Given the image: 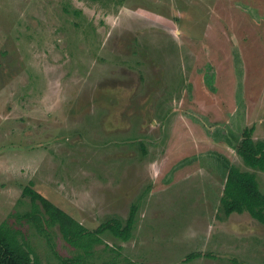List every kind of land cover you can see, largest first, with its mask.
<instances>
[{"label":"rangeland","instance_id":"obj_1","mask_svg":"<svg viewBox=\"0 0 264 264\" xmlns=\"http://www.w3.org/2000/svg\"><path fill=\"white\" fill-rule=\"evenodd\" d=\"M246 127L264 142V0H0V224L40 264H264V225L220 211L231 165L264 195ZM25 188L97 240L30 227ZM131 206L128 240L97 233Z\"/></svg>","mask_w":264,"mask_h":264},{"label":"trees","instance_id":"obj_2","mask_svg":"<svg viewBox=\"0 0 264 264\" xmlns=\"http://www.w3.org/2000/svg\"><path fill=\"white\" fill-rule=\"evenodd\" d=\"M253 132V127L243 129L235 152L245 166L264 172V142L254 140ZM24 194L30 198L31 208L22 219L30 227L39 232H46L47 228L57 226L63 239L72 245H77V240L80 239L97 240L92 232H88L72 216L32 188H25ZM131 207V213L125 222L108 221L97 228V233H102L106 229L116 237L128 240L134 223L136 206ZM220 211L225 217L233 213L246 212L264 225V195L260 192L253 173L240 170L233 165L229 167L220 197ZM198 256V253L191 254L187 259ZM0 264H40L37 258L33 257L31 248L18 240V230L6 222L0 224Z\"/></svg>","mask_w":264,"mask_h":264}]
</instances>
